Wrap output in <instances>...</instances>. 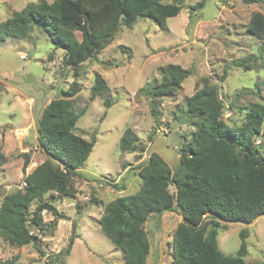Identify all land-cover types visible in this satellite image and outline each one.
<instances>
[{
  "label": "rangeland",
  "instance_id": "1",
  "mask_svg": "<svg viewBox=\"0 0 264 264\" xmlns=\"http://www.w3.org/2000/svg\"><path fill=\"white\" fill-rule=\"evenodd\" d=\"M29 1L39 0H0V21ZM198 1L180 0L182 8L166 19L165 30L145 17L131 27L120 26L94 58L79 65L65 64L64 50L35 22L29 24L27 37H8L0 43V148L6 157L0 165V202L4 194L23 186L25 174L49 158L37 142L36 125L50 99L76 89L77 104L85 112L73 131L95 140L85 163L71 175L75 193L64 196L50 191L41 198L51 202L60 216L43 210L42 226L28 225L36 241L18 246L0 237V260L56 264L50 259L61 253L57 264H122L121 249L99 227L103 206L139 188L138 168L151 152L158 153L172 170L178 166L179 150L192 141L195 129L184 99L206 82L215 85L224 104L222 119L229 125L244 120L249 104L264 101V38L248 31L251 15L264 14V1L203 0L202 6L191 9ZM85 19L90 28L91 13L86 12ZM169 63L190 74L172 96L160 99L153 116L144 88L159 81V67ZM95 73L105 80L108 91L91 97ZM106 95L113 101L107 108L103 105ZM126 127L137 134L142 152L119 150ZM258 141L264 153V132ZM22 153L29 156L24 170ZM173 209L151 215L144 224L150 243L147 264H172L171 233L182 219L179 208ZM219 223L218 247L224 254H236L239 232L245 229L244 259L264 260V214L250 223Z\"/></svg>",
  "mask_w": 264,
  "mask_h": 264
},
{
  "label": "trees",
  "instance_id": "2",
  "mask_svg": "<svg viewBox=\"0 0 264 264\" xmlns=\"http://www.w3.org/2000/svg\"><path fill=\"white\" fill-rule=\"evenodd\" d=\"M202 5L203 0H199L190 8ZM181 8L180 0L29 1L0 21V43L8 37H27L29 24L35 22L56 47L64 50L65 64L79 65L94 58L120 26L131 27L138 18L145 17L165 30L166 19L177 15ZM86 12L92 15L90 28ZM248 31L264 38V14L251 15ZM158 70L161 79L144 88L153 116L160 99L172 96L190 74L188 69L173 63ZM90 91L91 97L108 91L99 73H95ZM75 92L76 89H71L63 96L54 97L42 108L36 139L49 158L25 174L21 188L4 194L1 199L0 237L11 245L37 240L28 225L41 227L43 210L60 216L51 202L41 199L47 192L64 196L75 193L71 175L85 163L95 141L94 136L87 140L73 131L85 112V107L77 104ZM112 103L106 95L103 105L107 108ZM184 104L195 129L192 141L179 150L178 166L172 170L158 153L151 152L138 168L139 188L104 204L98 220L100 230L121 249L122 264H147L150 243L144 224L151 215L174 210L176 206L182 219L171 233L172 264H264V260L244 259L245 229L239 232L241 241L235 255L224 254L218 247L220 221L250 223L264 214V153L260 141L255 142L264 132V101L249 104L244 120L237 125L223 121L224 104L215 85L208 82L187 96ZM118 147L122 152L144 149L131 127L123 131ZM22 155L24 170L29 156ZM5 161L0 148V165ZM170 186L174 189L170 190ZM72 241L73 238L63 253H69ZM54 256L50 262L57 264L61 253ZM12 263L13 259L0 260V264Z\"/></svg>",
  "mask_w": 264,
  "mask_h": 264
},
{
  "label": "water",
  "instance_id": "3",
  "mask_svg": "<svg viewBox=\"0 0 264 264\" xmlns=\"http://www.w3.org/2000/svg\"><path fill=\"white\" fill-rule=\"evenodd\" d=\"M167 211H170V210H166V211H164L163 213H165V212H167ZM163 228H164V224H163V226H162Z\"/></svg>",
  "mask_w": 264,
  "mask_h": 264
},
{
  "label": "built area",
  "instance_id": "4",
  "mask_svg": "<svg viewBox=\"0 0 264 264\" xmlns=\"http://www.w3.org/2000/svg\"><path fill=\"white\" fill-rule=\"evenodd\" d=\"M205 216V215H204Z\"/></svg>",
  "mask_w": 264,
  "mask_h": 264
},
{
  "label": "crops",
  "instance_id": "5",
  "mask_svg": "<svg viewBox=\"0 0 264 264\" xmlns=\"http://www.w3.org/2000/svg\"><path fill=\"white\" fill-rule=\"evenodd\" d=\"M149 255V254H148Z\"/></svg>",
  "mask_w": 264,
  "mask_h": 264
}]
</instances>
